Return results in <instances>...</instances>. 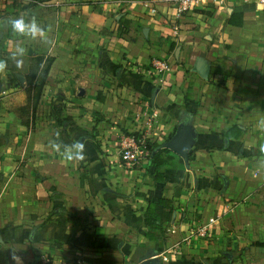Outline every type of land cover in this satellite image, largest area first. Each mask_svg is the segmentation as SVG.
Instances as JSON below:
<instances>
[{"label": "crops", "instance_id": "crops-1", "mask_svg": "<svg viewBox=\"0 0 264 264\" xmlns=\"http://www.w3.org/2000/svg\"><path fill=\"white\" fill-rule=\"evenodd\" d=\"M19 1L0 0V49L12 74L24 77L34 55L53 60L34 130L10 108L23 103L25 82L0 72V264H16L13 256L21 264L77 258L82 264H139L152 251L160 264H227L222 257L232 259L229 264H264V247L252 244L264 242V6L216 0L176 17L164 0ZM142 1H150L155 13ZM239 15L240 24L229 22ZM21 17L35 19L45 38L14 32L9 21ZM18 46L24 55L13 57ZM197 56L210 64L207 79L191 70ZM155 60H166L170 70L152 73ZM88 99L104 121L77 136L85 145L79 170L80 161L63 160L50 142L61 127L59 114L70 117L64 129L80 127L76 112ZM56 108L63 110L55 120L39 116ZM183 112L196 132L193 158L186 166L171 152L180 166L164 167L163 183L148 161L108 170L103 154L87 143L101 140L105 125L114 134L117 126L134 132L155 114L150 138L159 145ZM234 125L242 134L235 138L233 129L223 136ZM81 171L98 180L84 183ZM92 186L102 194H92ZM159 197L173 207L156 208L162 242L148 240L143 224L147 201ZM95 201L104 203L100 212ZM210 219L215 222L207 237L190 235ZM237 248L244 249L239 256Z\"/></svg>", "mask_w": 264, "mask_h": 264}, {"label": "trees", "instance_id": "trees-1", "mask_svg": "<svg viewBox=\"0 0 264 264\" xmlns=\"http://www.w3.org/2000/svg\"><path fill=\"white\" fill-rule=\"evenodd\" d=\"M229 22L234 24H240V15L238 19H235L233 18V16H231L229 18ZM31 60L34 61L35 66L32 67L31 65H29L28 73L24 76L25 78L24 90L26 92V98H25L26 102L24 106L21 107L23 111L25 110L27 114L29 113V119L26 118L25 121L22 120V122L27 127H29L30 121H32L34 118L36 106L39 102L42 93V88L45 84L48 70L50 68L53 59L52 57H46L43 54H37L31 57ZM14 79L16 80V78ZM184 100H185V105L187 107L186 102L188 99L186 96H184ZM58 123H60V121H58ZM233 129L237 131L235 134L236 135L235 138H237L242 134V131L237 127V125H234L230 127L228 130L224 131L223 136L230 134L231 131H233ZM170 136L168 137V139L170 138ZM157 145L158 144L156 142L148 143V149H149L148 163L149 166L155 168V179L163 183L164 182L163 168L168 166L177 168L180 165L176 164L175 156L171 154V151L167 148L158 149L153 155H151L153 149L157 147ZM192 158H193L192 153L189 152L188 160H191ZM157 206H161L170 211L173 208L172 201L167 198L159 197L156 199L148 200L143 212V224L145 226L144 234L148 240L162 242L165 229L159 220L156 211ZM252 244L256 246L264 247V242L256 241ZM229 253L232 254L231 251H229ZM226 262L227 264H229V262H232V259L230 261L227 260Z\"/></svg>", "mask_w": 264, "mask_h": 264}, {"label": "rangeland", "instance_id": "rangeland-1", "mask_svg": "<svg viewBox=\"0 0 264 264\" xmlns=\"http://www.w3.org/2000/svg\"><path fill=\"white\" fill-rule=\"evenodd\" d=\"M7 1L8 0H1V4L8 3ZM35 1H40V0H31V2H29V3L35 4L34 3ZM20 3L21 2L19 0H11V3L10 4L19 5ZM46 57H50V56H46ZM0 60L6 61L7 67H6V69L4 71L6 73H9L10 74V79H12L13 82L16 81V83H18V81L14 79L15 77L12 74V72L14 70L10 66L9 59H8V54H6V52L3 51V50H1V49H0ZM29 65H31L32 67H34L35 66L34 61L33 60H30L29 61ZM22 84H24V83H22ZM86 96L89 97V93L86 94ZM97 96H99V95H97ZM25 98H26V92L24 90V100H23V103L24 104L26 102ZM23 103L16 104V102H13L12 104H10V108H12L16 112H18V114H20V116H22V120L25 121L26 118L29 119V113L27 114L25 112V110L23 111L21 109V107L24 106ZM19 108L21 109L20 111H18ZM79 108H83V111L81 112L79 110V111L76 112V113L80 114V116H78V114H77V118L78 117H81V118H79V119H81L80 120L81 123H79L80 124L79 125L80 127L78 129H72V128L70 130L64 129V127H62L63 126L62 123H63V121L70 120V117L69 116L62 115V114H59V115H61V118L59 120L60 121V124H58V125L61 126V127L58 128V129H56V136H55L56 142H60L62 145L72 144L74 141H78L76 138L80 134V132L81 133H84L85 131L86 132H89L91 128H94L95 129L96 123L103 122L104 121V119L100 116L99 112H97L95 110V106L93 105V103H91V101L89 99L87 100V103L85 104V106L82 105ZM62 110H63L62 108L59 109V110H57V108H56V109H52V110H46L47 111L46 113H45V111H40L39 112V116H41L42 119L44 118L46 120H49L51 118H54V120H55V119H57L56 118L57 117L56 116L57 113H62ZM67 126H68V124H67ZM29 127L31 128V130H34V118H33V124L32 125H29ZM117 127L119 128V132L116 131V134H114V133H111L110 132L111 131L110 125H105L104 128H105L106 132H104L102 134V139L101 140H96V139H92L91 138L92 141H88L87 142V143L93 144L95 146L94 149L98 150L99 152H101L103 154V157L100 158V159H102L101 164L103 166H107L108 170H111V164H113L115 166V169H118L116 166H117V164L120 163V161H119L118 156H117V143L120 140V138H121L122 135H127L128 133H132V132L126 131L122 126H117ZM69 133L75 134L74 137L73 138H72V136L70 137L68 135ZM87 146H91V145H88L87 144ZM108 156H110L111 158L114 157L115 162L114 163H111L110 162L111 159H107ZM90 161H92L94 163L95 158H90V159L87 160L88 163ZM84 164H86V163L80 161L79 164H78V169L80 170V168H84ZM103 170L105 171L107 169L103 168ZM81 173H82V175L87 176L85 174V171L84 172L81 171ZM83 179H84V183H86V184H89L90 181H92V183H93V180H96V179L98 180L97 176H93V178H91L90 181H89L88 176H87L86 179H85V177ZM110 185L111 184L109 183L108 186H110ZM91 191H93L92 194H98V193L99 194H102V192H103L102 189L99 188L98 189V192L95 193L94 192V189H93V186H92ZM135 193L136 194H139L140 193L139 191H137V188H134V194ZM103 204L104 203H100L99 201H95L94 204L92 205V207H93V209H94L95 212H100L101 207L104 208ZM73 218H75V217H73ZM243 250H244L243 248H237L236 251H238V252H236L235 255L236 256L237 255L238 256L241 255L242 252H243ZM260 259H264V255H260ZM222 261L226 262L225 257H222Z\"/></svg>", "mask_w": 264, "mask_h": 264}, {"label": "built area", "instance_id": "built-area-1", "mask_svg": "<svg viewBox=\"0 0 264 264\" xmlns=\"http://www.w3.org/2000/svg\"><path fill=\"white\" fill-rule=\"evenodd\" d=\"M165 3L173 10L176 17L181 16L184 13L190 12L195 8L202 6L210 1L216 0H164ZM259 4H264V0H257ZM144 7H146L150 13H155L156 9L151 6L150 1H142ZM176 29L174 28V31ZM152 73L156 75L163 74L170 70V65L166 60H155L151 63ZM151 73V74H152ZM162 76L159 78L161 81ZM156 115H150L147 118L146 124L143 127L137 128L134 132L127 135H122L117 143V156L120 161V165L125 170L134 169L136 166L147 162L149 157L148 143H152L150 138V131L152 124L155 121ZM215 222V219H210L207 223H201L194 227L190 233L196 237H207L211 231V225ZM81 259H75L70 263L64 264H82Z\"/></svg>", "mask_w": 264, "mask_h": 264}, {"label": "water", "instance_id": "water-1", "mask_svg": "<svg viewBox=\"0 0 264 264\" xmlns=\"http://www.w3.org/2000/svg\"><path fill=\"white\" fill-rule=\"evenodd\" d=\"M146 32V29L143 30ZM2 32L0 31V38ZM179 47L175 49V55L178 54ZM191 70L199 75L202 79H207L210 70V64L206 59L201 56H197L194 59ZM15 77L21 83L25 82V78L18 73H15ZM83 94V90L80 89L79 95ZM196 132L192 126L190 114L187 112L182 113V118L175 127L174 132L169 139L163 141L157 147H155L151 153L153 155L158 149L167 148L177 156H179L184 165L188 166V154L195 144ZM139 264H160V259L157 254L152 251L146 258L140 261Z\"/></svg>", "mask_w": 264, "mask_h": 264}, {"label": "clouds", "instance_id": "clouds-1", "mask_svg": "<svg viewBox=\"0 0 264 264\" xmlns=\"http://www.w3.org/2000/svg\"><path fill=\"white\" fill-rule=\"evenodd\" d=\"M11 28L14 32L21 33L28 35L32 38H36L39 36L40 38H45V33L43 29L37 24L35 19L31 20L30 22L26 23L25 20L21 18L11 19L9 21ZM13 57H22L24 55V48L17 47L14 52L12 53ZM17 63L19 64L20 61L18 60ZM7 67V63L4 60H0V72H3ZM51 148L59 153L63 160L65 161H82L85 159L84 143L80 141H74L71 145H62L55 141L50 142ZM13 260L16 264H21L20 258L17 256H13Z\"/></svg>", "mask_w": 264, "mask_h": 264}]
</instances>
